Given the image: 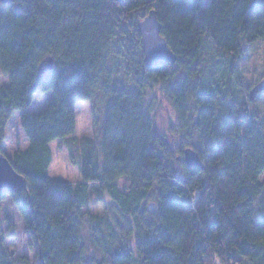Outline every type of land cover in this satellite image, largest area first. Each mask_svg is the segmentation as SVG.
Instances as JSON below:
<instances>
[{
  "label": "trees",
  "instance_id": "obj_1",
  "mask_svg": "<svg viewBox=\"0 0 264 264\" xmlns=\"http://www.w3.org/2000/svg\"><path fill=\"white\" fill-rule=\"evenodd\" d=\"M152 10L176 60L148 69L137 26ZM258 42L264 0L0 3V145L16 113L28 144L12 159L26 190L0 202L22 218L35 264H264V117L237 68ZM157 91L170 135L154 128ZM80 103L93 105V139L72 138ZM57 141L80 152L78 182L49 178ZM187 148L203 170L185 165ZM3 241L0 264H30Z\"/></svg>",
  "mask_w": 264,
  "mask_h": 264
},
{
  "label": "rangeland",
  "instance_id": "obj_2",
  "mask_svg": "<svg viewBox=\"0 0 264 264\" xmlns=\"http://www.w3.org/2000/svg\"><path fill=\"white\" fill-rule=\"evenodd\" d=\"M238 71L243 76L244 83L247 86L256 85L264 78V49L262 43L258 42L250 46L245 53V56L238 62ZM6 81L0 79V85L5 84ZM51 97L46 94L39 99H35L31 106L32 112H39L43 109L44 103ZM257 103L259 114L264 117V94L258 96L254 103ZM155 108L153 110L154 128L159 134L170 135V129L177 124V120L171 111L170 106L161 96L160 92L155 93ZM97 115L100 117L104 111L106 100L100 97L96 101ZM93 105L90 103H80L75 108L76 115V131L73 139L81 141L84 139H93L94 137V113L92 111ZM20 113L13 116L12 121L6 129L5 141L0 145L2 152L12 162L13 154L20 150L24 151L27 148V141L20 127ZM178 142L182 141L177 139ZM52 163L49 168L48 176L50 179L62 183L78 182L79 171L76 165L72 162L79 161V154H75L68 146L63 145L57 141L51 144ZM74 158V159H73ZM108 200L107 197H105ZM0 225L1 232L4 237V247L13 260L18 258H25L30 264L36 263L35 251L30 245V236L25 232L23 220L17 213L16 209L11 203L9 197L0 202ZM9 225L14 228V235L9 236ZM87 260L91 257L96 260L100 259V255L88 246L87 240Z\"/></svg>",
  "mask_w": 264,
  "mask_h": 264
},
{
  "label": "water",
  "instance_id": "obj_3",
  "mask_svg": "<svg viewBox=\"0 0 264 264\" xmlns=\"http://www.w3.org/2000/svg\"><path fill=\"white\" fill-rule=\"evenodd\" d=\"M19 0H0L2 5H10ZM122 3L123 0H111ZM137 32L140 36V45L143 53V63L146 68L153 69L165 66L166 64H173L176 60L173 53L167 47L166 41L160 35L161 26L156 17L154 10L148 14L138 23ZM53 62H48L43 67L41 73L45 74L52 69ZM264 92V78L261 79L249 92L248 98L253 102L256 97ZM194 124L197 125V118L194 119ZM180 160V158H178ZM183 161L188 168L204 169L203 163L200 161L198 155L190 148H187L183 153ZM27 183L25 178L16 172L12 162L2 152L0 146V194H10L15 192H22L26 190ZM149 214L157 213V205L149 203L146 207ZM3 240V233L0 225V242Z\"/></svg>",
  "mask_w": 264,
  "mask_h": 264
},
{
  "label": "snow or ice",
  "instance_id": "obj_4",
  "mask_svg": "<svg viewBox=\"0 0 264 264\" xmlns=\"http://www.w3.org/2000/svg\"><path fill=\"white\" fill-rule=\"evenodd\" d=\"M262 94H264V93H262Z\"/></svg>",
  "mask_w": 264,
  "mask_h": 264
}]
</instances>
